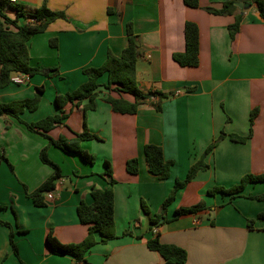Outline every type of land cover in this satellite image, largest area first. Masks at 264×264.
<instances>
[{"label":"crops","instance_id":"1","mask_svg":"<svg viewBox=\"0 0 264 264\" xmlns=\"http://www.w3.org/2000/svg\"><path fill=\"white\" fill-rule=\"evenodd\" d=\"M231 0H199L190 8L183 0H17L25 13L46 5L63 12L66 19L52 22L44 33L29 43L30 65L35 68H59V75H26L22 85L10 84L0 90L5 103L32 99L43 88L36 111L21 115L25 123H34L59 114L58 95L76 90L87 81L84 70L104 64L108 53L120 56L129 44L127 24L132 23L138 37L140 58L137 63L138 86L143 93L161 92L168 98L162 110L141 105L135 115L119 114L102 99L97 109L65 107L63 125L49 136L72 139L83 132L85 124L101 140L84 141L82 148L96 156L93 165L73 153L50 145L47 138L31 132L14 117L0 121V221L11 225L18 248L10 244V228L0 223V264H76L69 256L53 254L47 245L52 234L63 244L81 243L88 227L80 223L77 208L93 203V189L110 187L103 174L110 163L113 179L115 230L118 238L93 247L86 256L89 264H166L148 249L147 241L160 235L163 244L187 251L186 264H264V183L249 184L232 196L208 191L214 187L229 189L247 175L264 173V19L257 0H237L232 15L221 10ZM264 1V0H263ZM12 17L13 10L8 11ZM241 17L234 40L230 26ZM30 20L20 18L19 24ZM199 28L200 53L197 67H181L173 59L185 51V25ZM55 40V45L50 41ZM107 83V75L99 79ZM112 96L119 98L117 93ZM123 97L133 101L128 95ZM259 113L252 136L239 143L226 137L204 158L208 169L182 189L169 207L167 219L157 226L151 220L160 213L176 180H183L190 167L203 158L206 149L227 135L249 136L250 115ZM162 147L166 160L174 162L171 176L160 180L150 173L144 147ZM47 148L49 159L61 169L54 200L46 199L38 207L28 196L37 191L53 174L41 162ZM139 160L138 174L127 171V162ZM13 169L10 168V165ZM203 204L197 215L176 218L180 208ZM144 208L149 210L146 213ZM254 221L253 228L248 222ZM129 232L130 235H124ZM83 264V263H77Z\"/></svg>","mask_w":264,"mask_h":264},{"label":"trees","instance_id":"2","mask_svg":"<svg viewBox=\"0 0 264 264\" xmlns=\"http://www.w3.org/2000/svg\"><path fill=\"white\" fill-rule=\"evenodd\" d=\"M185 5L190 8H198L199 0H183ZM231 0L224 4L221 10L208 8L207 10L214 14L232 15L235 11V2ZM260 16L264 19V1L257 0ZM13 10L16 13L15 17L9 15L8 11ZM20 18L31 20L27 24H19ZM66 19L63 12H55L50 10L46 5L37 9L33 13H25L22 7L12 3L10 0H0V90L8 87L11 84V76L15 73L26 74L30 77L35 75H43L53 77L59 75V68H35L30 65V53L28 43L30 39L40 33H44L47 27L54 21ZM241 17L236 18L234 25L230 26V34L232 40L239 32ZM127 34L129 44L123 50L120 56L109 52L104 64L98 68L90 67L84 70L87 81L72 92H67L56 96L55 104L60 110L59 114L48 116L34 123H25L21 120V115L29 110L34 112L38 109L41 100L43 88L37 89V95L32 99L16 100L5 103L0 100V121L4 116H10L24 123L27 128L36 134L42 135L48 139L49 144L53 145L65 153H73L79 155L83 161L93 165L96 161V156L90 154L82 148L84 141H100L101 138L92 133L85 124L83 132L75 134L72 139L60 137L57 140L52 139L49 133L57 126L63 125L68 115L65 112V107L69 104L79 107L84 106V110L93 111L97 109V99L101 87L107 90V96L102 100L108 103L112 111L119 114L135 115L141 105L149 104L157 111L162 110V101L169 96L161 92L143 93L138 86L137 63L140 58V47L137 45L138 37L134 33L132 23L127 24ZM200 36L199 28L195 23L188 22L185 25V51L175 53L173 59L181 67H197L199 65L200 53ZM51 45H55V40L50 41ZM107 75V83L101 85L99 79ZM112 93H117L120 97L115 98ZM128 95L133 98L129 101L123 97ZM259 113L258 109H254L250 115V132L249 136L241 137L238 135H227L222 132L217 140H215L204 152L203 158L193 164L185 179L176 180L168 197L162 204L160 213L156 218L151 220L153 226H157L161 220L162 223L170 222L166 215L169 207L176 200L179 192L184 189L200 171L208 169V165L204 163V158L219 144L220 141L229 137L230 140L245 143L252 136V126ZM145 158L150 173L155 175L160 180H167L171 176L174 162L166 160L162 147L149 144L144 147ZM40 159L43 164L50 166L53 169V174L49 177L41 187L28 194L33 199L34 204L38 207L45 206L44 194L54 191L56 183L61 179L62 173L58 165L53 163L49 157L47 148L43 149L40 154ZM0 160L8 162L4 155L0 154ZM10 165V164H9ZM10 168L13 167L10 165ZM126 169L131 174H138L139 160L131 159L127 162ZM109 179L110 187L105 190L93 189L91 197L93 203L88 205L82 202L77 208V215L80 223L88 227L87 237L78 244H63L50 231L47 235V245L50 251L59 256H69L77 263L89 264L86 260L90 250L98 244H105L111 240L118 238L115 230V213H114V192L113 172L110 163L107 162V169L103 174ZM264 183V173L258 175H247L242 178L241 182L229 189L224 187H214L208 191L210 195L222 193L225 195H236L243 191L249 184ZM258 201L264 202V195L254 197ZM146 213L149 210L144 208ZM205 210L203 204H199L190 208H180L175 212L176 218L181 216L197 215ZM259 220H264V215L257 217ZM1 224L10 228V244L18 255V248L14 241V233L12 227L7 222L0 221ZM254 221L248 222V227L253 228ZM124 235H130L129 232ZM147 247L153 252H157L165 261L166 264H186L188 261L187 251L175 245L163 244L160 241V235L147 241Z\"/></svg>","mask_w":264,"mask_h":264},{"label":"built area","instance_id":"3","mask_svg":"<svg viewBox=\"0 0 264 264\" xmlns=\"http://www.w3.org/2000/svg\"><path fill=\"white\" fill-rule=\"evenodd\" d=\"M12 3H15L17 0H10ZM31 21V20H30ZM32 22V21H31ZM27 82L26 74L15 73L11 76V83L16 85H22ZM55 194L53 191L46 194V199L54 200Z\"/></svg>","mask_w":264,"mask_h":264},{"label":"water","instance_id":"4","mask_svg":"<svg viewBox=\"0 0 264 264\" xmlns=\"http://www.w3.org/2000/svg\"><path fill=\"white\" fill-rule=\"evenodd\" d=\"M244 2H247L248 0H243ZM137 45H139V43H137Z\"/></svg>","mask_w":264,"mask_h":264}]
</instances>
